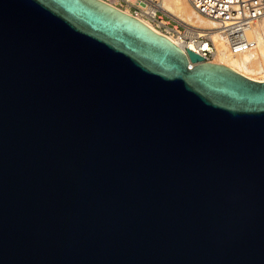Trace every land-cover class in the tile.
Instances as JSON below:
<instances>
[{"label":"water","instance_id":"95a60500","mask_svg":"<svg viewBox=\"0 0 264 264\" xmlns=\"http://www.w3.org/2000/svg\"><path fill=\"white\" fill-rule=\"evenodd\" d=\"M0 264H264V81L104 0H0Z\"/></svg>","mask_w":264,"mask_h":264},{"label":"built area","instance_id":"2783aa9c","mask_svg":"<svg viewBox=\"0 0 264 264\" xmlns=\"http://www.w3.org/2000/svg\"><path fill=\"white\" fill-rule=\"evenodd\" d=\"M153 25L161 34L179 40L185 51L191 49L214 61L217 47L213 29L189 24L163 8L161 0H104ZM202 15L214 19L229 49L239 54L257 46L256 27L264 18V0H188ZM193 45L194 48L188 46Z\"/></svg>","mask_w":264,"mask_h":264},{"label":"bare ground","instance_id":"6f19581e","mask_svg":"<svg viewBox=\"0 0 264 264\" xmlns=\"http://www.w3.org/2000/svg\"><path fill=\"white\" fill-rule=\"evenodd\" d=\"M162 6L167 11L173 13L179 19L192 24L198 27H205L213 29V38L217 47V57H221L224 63L228 67L233 68L234 70L259 81H264V18L257 24L256 27V38H257V46L252 49L256 52H252V50L242 52L239 54H234L230 51L229 46L227 44V40L223 33L218 29V25L216 23H210L209 21L202 18L195 11V8L191 5L188 0H161ZM128 13V12H127ZM206 17V16H205ZM208 18V17H207ZM214 20V19H212ZM215 21V20H214ZM149 27H151L154 31L159 32L153 25L145 22ZM177 45H183L179 40L174 39L173 37H168ZM190 48H194L191 44L188 46ZM215 58V59H216ZM221 64V63H220ZM253 72L261 73L262 78H257L252 74ZM260 74V75H261Z\"/></svg>","mask_w":264,"mask_h":264},{"label":"rangeland","instance_id":"374dc122","mask_svg":"<svg viewBox=\"0 0 264 264\" xmlns=\"http://www.w3.org/2000/svg\"><path fill=\"white\" fill-rule=\"evenodd\" d=\"M195 11L198 13V11L195 9ZM198 15H200L202 18H204L205 20H207V21H209L210 23H216V21H214V20H212V19H210V18H207V17H205L204 15H202V14H200V13H198ZM213 23V24H214ZM217 25H218V23H216ZM256 52L255 50H252V52ZM213 62H215V63H221V64H223L224 63V61H223V59H221V57H217ZM252 74H255V75H253V76H255V77H257V78H262V77H260V76H263V74H261V73H257V72H253ZM261 74V75H260Z\"/></svg>","mask_w":264,"mask_h":264}]
</instances>
